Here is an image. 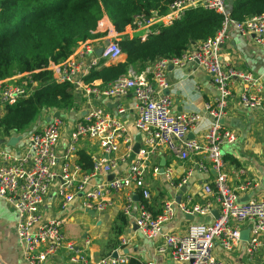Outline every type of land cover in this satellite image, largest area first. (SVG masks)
Returning a JSON list of instances; mask_svg holds the SVG:
<instances>
[{"label": "built area", "instance_id": "2783aa9c", "mask_svg": "<svg viewBox=\"0 0 264 264\" xmlns=\"http://www.w3.org/2000/svg\"><path fill=\"white\" fill-rule=\"evenodd\" d=\"M195 7L222 16L221 25L212 37L194 43L179 57L157 58L141 72L129 69L102 89L84 83V76L91 70L107 60L125 55L118 44L121 35L138 33L141 39H145L158 33L162 27L170 26L185 10ZM231 30L240 35H251L256 45L264 47V12L236 20L232 18L231 7L226 0H175L165 7L163 13L151 10L135 14L122 33H117L107 23L102 30L105 33L103 43L95 44L91 40L80 42L64 61L49 63L46 67L51 72L48 81H36L27 72L0 80V115L5 106L30 96L36 88L50 82H68L73 92L86 88L88 93L104 97L116 98L133 92V124L143 134L142 144L126 175L88 188L85 185L90 177L110 173L116 167V160L109 159L108 154L116 151L120 142L126 145L125 156L131 154L126 125L118 116H111L99 108L80 116L70 129L61 161L56 150L64 125V116L60 113L27 133L18 151L0 146V198L15 212L16 235L26 264H58L56 257L61 252L65 255V264L127 262V256L122 252V248L129 243L126 237H121L118 246L107 255L91 259L85 250H79L66 237L61 218L43 213V203L51 183L56 179L59 182L57 194L61 209L67 208L77 192L81 191L86 208L102 211L110 205L108 194L121 192L124 197L123 213L129 215L135 203L134 190H140L141 200L134 218L137 230L146 238L159 235L161 242L157 252L167 254L177 263L227 264L216 254L215 248L228 253L245 242L246 255L259 253L260 264H264V196L241 198V193L254 187V184L244 180L237 187L231 186L223 158L224 146L236 141L235 132L221 123L232 96V85L237 81L240 84L239 100L244 108L259 106L262 90L260 75L238 68L222 56V46L229 40ZM189 63H196L204 69L218 91L213 103L203 104V111L214 119L206 127L200 141L188 139L186 135L196 127L202 114L173 113L172 100L163 93L168 87V69ZM118 112L122 113L124 109L119 108ZM83 139L97 140L102 151V154L90 157L91 169L88 173H83L78 164L71 161L78 143ZM159 148L166 149L181 161L191 154L205 155L209 166L199 163V169L207 171L211 168L214 175L202 185L201 202H195L191 195L184 194V197L179 196V202L174 197L170 198L163 202L157 214L151 213L147 207L150 193L145 188L144 173L150 158ZM149 169L153 175H161L172 182L170 169L164 167L161 171L157 163L149 164ZM192 174L193 169H187L174 184L175 188L179 191L185 187ZM214 206L217 216L212 221L189 223L183 233L162 232V226L172 221L177 212L202 217L209 214ZM246 224L248 237L243 241L241 232ZM112 252H116V257L112 256Z\"/></svg>", "mask_w": 264, "mask_h": 264}, {"label": "crops", "instance_id": "0c3cea01", "mask_svg": "<svg viewBox=\"0 0 264 264\" xmlns=\"http://www.w3.org/2000/svg\"><path fill=\"white\" fill-rule=\"evenodd\" d=\"M226 2L230 6L233 4V0H226ZM101 22V25L99 23L97 25V32H102L103 27L110 23L107 17H103ZM104 37L105 35L90 40L95 44H101L104 41ZM193 44L194 42L188 48H191ZM124 56L120 57L119 60H123ZM222 56L229 59L234 66L261 76L260 105L249 108L241 106L239 100L240 84L237 81L231 87L232 96L221 123L223 126L231 128L236 134V141L233 144H226L223 148L225 170L228 174L230 185L237 187L244 180H249L254 184V187L243 191L241 198L246 200L250 197L264 196V47L256 45L251 35H240L231 30L229 40L222 46ZM114 61H117V59ZM114 61L107 60L101 66L108 65ZM131 70L135 71L134 69ZM166 77L168 81L167 95L172 100V112L176 114L199 112L202 114L196 127L186 135L188 139L200 141L206 127L214 119L203 111V104L214 102L218 95L216 87L205 70L196 63H189L178 68L170 67ZM90 85L102 89L106 84H102L98 79L94 80ZM132 101L133 92H128L126 95L115 98L88 93L86 88H81L74 91L72 107L67 110H56V112L64 116V125L56 149L60 161L62 160L61 156L64 147L68 143L70 129L74 122L80 116L85 115L87 111L102 109L111 116H118L126 125L131 142V154L128 157L125 156L127 153L126 145L124 142H120L117 150L108 154L109 159L116 160V167L110 173H102L90 177L85 185L86 188L128 173L129 167L133 163L132 160L135 158L143 139L142 132L133 124ZM119 108H123L124 112L119 113ZM54 114L55 110H43L26 131L22 134L14 133L10 135L21 136L15 146L6 145L10 136L0 138V146L18 151L22 144L23 136L47 122L51 117H54ZM79 151L85 152L90 157L102 154L97 140L94 139L80 140L76 153L71 157L73 163H76ZM161 161L164 162V167L172 171V182L165 180L161 175H153L151 173L149 164L157 163L160 165ZM199 163L209 166L205 155L201 153L191 154L186 160L181 161L164 148L156 150L150 158V163L144 173L145 188L149 191L157 185V189L160 191V196H153V192L149 191L148 207L152 214H157L163 202L173 197L176 199L177 196L184 197V194H189L195 202L203 200L202 185L205 181L212 179L214 172L211 168L207 171L200 170ZM189 168L193 169V174L185 186L186 191L183 193L181 189L178 191L174 184ZM160 178L162 180L159 183ZM58 183L57 179L51 183L49 193L42 206L43 213L61 218L62 230L66 237L73 241L79 250H85L91 259H97L107 254L103 244L110 234L111 228L114 225H118L121 229L118 244L121 237L129 239V243L122 248V252L124 249L128 250L127 253L123 252L126 256H133L142 264L148 262L152 264H180L171 260L167 254L157 252V246L161 242L159 235L154 238H146L137 228L135 229L134 218L137 212V204L141 200L139 198L140 190H134L136 194L134 196L135 203L132 205L131 213L125 215L122 210L124 197L121 192H110L107 196L110 199V205L102 211L86 208L83 204L81 191L77 192L76 197L67 208L61 209L58 206ZM216 216L217 208L215 206L209 214L202 217H193L177 212L172 221L162 226V232L183 233L189 223L209 222ZM15 224L16 215L14 210L0 198V264H26L21 255ZM243 231H247V224L243 227ZM244 247L245 242H242L240 247L232 252H223L218 247L215 248V252L227 264H260V254L248 256L244 252ZM56 262L58 264L66 263L63 252L56 257Z\"/></svg>", "mask_w": 264, "mask_h": 264}, {"label": "trees", "instance_id": "16d2710c", "mask_svg": "<svg viewBox=\"0 0 264 264\" xmlns=\"http://www.w3.org/2000/svg\"><path fill=\"white\" fill-rule=\"evenodd\" d=\"M173 1L0 0V80L27 72L36 81H48L51 77V72L46 69L49 63L62 62L80 42L105 35L96 31L103 17L108 18L117 33H122L135 14L151 10L163 13ZM230 7L232 18L242 20L263 13L264 0H233ZM221 21V15L195 7L185 10L170 26L162 27L145 39L138 33L121 35L118 44L125 54L123 60L91 70L84 76V83L92 84L99 79L105 85L129 69L136 73L143 71L157 58L179 57L191 43L212 37ZM73 96L68 82L39 86L30 96L5 106L0 115V136L22 134L45 109H69L73 105ZM76 164L83 173H88L90 156L79 151ZM120 233V226L111 228L103 244L107 254L117 247ZM125 264L142 263L127 256Z\"/></svg>", "mask_w": 264, "mask_h": 264}, {"label": "water", "instance_id": "95a60500", "mask_svg": "<svg viewBox=\"0 0 264 264\" xmlns=\"http://www.w3.org/2000/svg\"><path fill=\"white\" fill-rule=\"evenodd\" d=\"M120 58H118L117 60H119ZM114 61V60H113ZM163 93L164 94H168V90L167 89H165V90H163ZM59 115V113L58 112H55V114H54V116L55 117H57ZM19 139H21V136L20 135H17V136H10L9 138H8V140H7V142H6V145L7 146H11V147H13V146H15V144L19 141ZM160 166H161V171L163 170V167H164V162H160ZM186 191V188L185 187H182L181 188V192H185ZM176 202H179V196H177L176 197ZM135 225V224H134ZM135 229H136V225H135ZM247 237H248V233H247V231L245 232V231H243V232H241V239L243 240V241H246L247 240ZM123 252L124 253H127L128 252V250L127 249H124L123 250ZM112 256L113 257H116V252H112Z\"/></svg>", "mask_w": 264, "mask_h": 264}, {"label": "rangeland", "instance_id": "374dc122", "mask_svg": "<svg viewBox=\"0 0 264 264\" xmlns=\"http://www.w3.org/2000/svg\"><path fill=\"white\" fill-rule=\"evenodd\" d=\"M135 72V71H134ZM25 139V136H23L21 142H23ZM162 178L159 179V183L161 182ZM158 186L155 185L152 189H150L149 191H152L153 192V196H160V191H158ZM100 248V247H99Z\"/></svg>", "mask_w": 264, "mask_h": 264}]
</instances>
